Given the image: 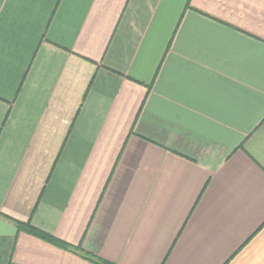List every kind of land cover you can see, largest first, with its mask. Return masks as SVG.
I'll return each mask as SVG.
<instances>
[{
    "label": "crops",
    "instance_id": "crops-1",
    "mask_svg": "<svg viewBox=\"0 0 264 264\" xmlns=\"http://www.w3.org/2000/svg\"><path fill=\"white\" fill-rule=\"evenodd\" d=\"M264 264V0H0V264Z\"/></svg>",
    "mask_w": 264,
    "mask_h": 264
},
{
    "label": "trees",
    "instance_id": "trees-1",
    "mask_svg": "<svg viewBox=\"0 0 264 264\" xmlns=\"http://www.w3.org/2000/svg\"><path fill=\"white\" fill-rule=\"evenodd\" d=\"M14 221L17 223L20 229L25 230L26 232L35 235L37 237H40L48 242H51L61 248H64L70 252H73L80 257L95 263V264H116L115 262L109 261L105 258H102L96 254H93L83 248L81 244L76 245L73 243H70L66 240L60 239L52 234H48L37 227H35L30 221L24 222L20 220L14 219Z\"/></svg>",
    "mask_w": 264,
    "mask_h": 264
}]
</instances>
